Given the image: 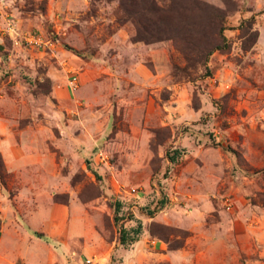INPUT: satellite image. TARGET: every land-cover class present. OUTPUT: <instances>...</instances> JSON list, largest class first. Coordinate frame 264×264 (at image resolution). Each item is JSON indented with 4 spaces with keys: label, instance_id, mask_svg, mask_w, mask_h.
Here are the masks:
<instances>
[{
    "label": "rangeland",
    "instance_id": "rangeland-1",
    "mask_svg": "<svg viewBox=\"0 0 264 264\" xmlns=\"http://www.w3.org/2000/svg\"><path fill=\"white\" fill-rule=\"evenodd\" d=\"M200 1L0 0V264H264V0Z\"/></svg>",
    "mask_w": 264,
    "mask_h": 264
},
{
    "label": "trees",
    "instance_id": "trees-1",
    "mask_svg": "<svg viewBox=\"0 0 264 264\" xmlns=\"http://www.w3.org/2000/svg\"><path fill=\"white\" fill-rule=\"evenodd\" d=\"M120 3L126 14L125 19L132 20L134 23L135 35L133 39L135 41L154 42L168 38H192L197 25L192 20L191 14L196 10H205L208 26L207 22L213 23L214 21L213 15L207 12L205 4L200 0H170L168 5L160 4L158 0H120ZM203 29L205 32L206 28L203 27ZM224 40L225 38L222 36L212 44H209L207 40L204 43L194 44L189 47L191 48L189 49L191 57L198 62L206 61L213 50L224 47ZM186 55L188 56V52ZM35 234L42 237L41 233ZM125 240V234H122L120 241L125 242Z\"/></svg>",
    "mask_w": 264,
    "mask_h": 264
},
{
    "label": "crops",
    "instance_id": "crops-1",
    "mask_svg": "<svg viewBox=\"0 0 264 264\" xmlns=\"http://www.w3.org/2000/svg\"><path fill=\"white\" fill-rule=\"evenodd\" d=\"M135 240H138V239H135ZM140 241H142V240H140ZM136 242V241H135Z\"/></svg>",
    "mask_w": 264,
    "mask_h": 264
}]
</instances>
